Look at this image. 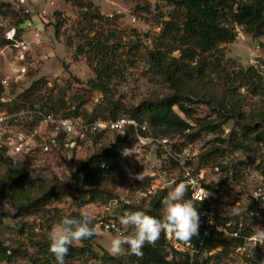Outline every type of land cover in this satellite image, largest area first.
Segmentation results:
<instances>
[{"label": "rangeland", "instance_id": "374dc122", "mask_svg": "<svg viewBox=\"0 0 264 264\" xmlns=\"http://www.w3.org/2000/svg\"><path fill=\"white\" fill-rule=\"evenodd\" d=\"M2 2L14 5L16 0H0ZM90 3L101 13L102 19L92 20ZM28 8L30 21L34 20L35 26L21 30L19 35L30 42L32 65L27 77L14 87L16 108L28 104L26 98H33L37 106L44 105L47 111H58L60 115L75 110L79 117L104 118L111 116L113 108L119 105L118 115L130 117L127 110L175 92L152 66V52L162 50L170 59L190 62L192 66L202 64L208 69L204 78L193 82L195 94L187 93L193 100L188 105L195 110V115L188 118L192 128L186 134L196 136L192 140L187 136H163L147 122L140 124L133 119L141 128L143 141L137 139L132 147L113 159L116 161L110 160L120 171L106 179L107 195L102 200L79 207L76 199L80 194L63 188H71V172L94 152L112 146L118 132L90 136L73 149L71 141L63 138L48 154L37 152L29 158L14 156L11 163L0 168V181L6 182L24 165L29 171L25 191L30 198L41 197L50 188L67 191L41 209L20 210L15 201L0 199V245L16 250L14 264H32V259L38 256H42L43 261L49 258L50 264H118L119 260H129L137 243H122L119 236L109 232L94 233L98 257L83 256L73 261L53 260L48 257L52 249L43 255L32 244L37 239L43 244L51 241L58 246L53 248L55 254L65 241L79 245L63 225L73 212L131 225L133 220H126L118 211L124 203L148 207L149 199L155 194L144 196L141 192L145 189L132 188L137 180L146 176L151 178L150 185L156 186V195L168 190L169 200L161 211V219L152 225V235L154 239L164 235L172 253L173 250L194 253L193 245L169 239L167 235L170 225L167 217L173 214L172 201L181 202L188 195L185 186L181 187L188 171L203 177L218 224L230 228L238 224L251 232L264 231V35L256 39L242 26L234 25L238 34L234 42L220 43L219 51L197 54L191 62L184 56L195 49L193 44L185 43V11L170 0H29ZM58 21H63L64 25L57 35ZM168 22H173L170 28H166ZM14 27L17 28L14 14L8 11L0 14V49L7 45L1 41ZM90 39L100 40L107 46L102 56L112 66L113 76L105 83V93L95 87L99 80L97 70H103L105 65L99 64L86 45ZM45 55L48 57L44 58ZM8 64V59L2 61L0 80L8 74ZM214 64L217 69L213 68ZM250 68H253L254 79L243 82L235 78L236 72ZM231 94L236 96L235 102L243 118L224 120L208 102L212 98H224L225 104H231ZM7 104L1 102L0 110L11 112ZM175 110L181 113L177 106ZM209 121L218 125L216 130L207 128ZM238 140L245 142L248 149H235ZM216 147L223 148L225 154L213 155ZM111 196L114 197L109 198ZM187 205H181L177 214L198 229V207L185 209ZM140 214L135 220L148 219L143 212ZM212 230L224 240L231 238L224 232ZM257 248L248 242L245 247L228 243L205 253L204 258L211 257L210 264H264L257 258L260 254ZM106 253L116 259H108Z\"/></svg>", "mask_w": 264, "mask_h": 264}, {"label": "trees", "instance_id": "16d2710c", "mask_svg": "<svg viewBox=\"0 0 264 264\" xmlns=\"http://www.w3.org/2000/svg\"><path fill=\"white\" fill-rule=\"evenodd\" d=\"M170 1H173L175 5L183 8L185 11L183 24V29L186 33L185 36L187 37L185 43L193 44L195 49H191V51L184 56L191 62L195 61L197 54L219 51L220 43L234 42L238 35L234 25L242 26L246 33L252 35L256 39L264 35V0ZM88 7H90L92 11L91 13H93L91 16L92 20L102 19L103 16L99 11L93 8L92 3L88 4ZM7 11L9 13L11 12L14 14V17H16L18 30V32H16L17 37H20L19 34H21V30L30 29L28 26L30 14L20 12L15 2L14 5L11 2L0 3V14L7 13ZM168 23L169 24L166 28H170L171 26L169 25L173 22ZM63 25V21H58L57 35L59 34L60 27ZM9 42L11 41L7 38L2 39L1 41V43L5 45ZM86 45L89 46L90 51L93 52L97 61H99V64L102 63L105 65L103 70H97V78H99V80H97L98 82L95 86L105 93L107 91V85L105 83H107V80H111V77L113 76L112 66L108 62H105L102 56V54L106 53L107 46L100 40L91 39L87 41ZM222 55L224 54L222 53ZM150 56L152 66H155L156 69H158V72L164 76L175 92L163 99L150 100L138 107L127 110L129 113L128 115L140 124L147 122L154 129H158L160 135L187 136L189 140H192L196 134L186 133L192 128V124L188 121V118H192L195 115V110L188 105V102H193V100L187 95V93L188 91H191L195 94L196 90L192 88L194 86L193 82L195 79L204 78L208 68L202 64L192 66L190 62H183L176 58L170 59L164 52H162V50L152 52ZM214 67L217 69L216 64H214L213 68ZM251 71H253V68L238 71L236 72L235 78L243 82L252 80L255 76ZM34 89L35 85L31 88V91ZM233 95L234 94L230 95V98L233 100L231 101V104L228 105L225 104L224 98H212L208 102L218 113L219 117L224 120H227L230 117L243 118L239 111V107L236 104L237 98ZM28 96L29 94L25 95V97ZM26 100L27 101L25 102L28 104L16 108L14 107V104L17 99H13L12 102L7 104L11 107L9 111L36 106L33 98H26ZM175 106L179 108L185 117L175 110ZM41 107H44V105ZM120 110L121 107L116 105L111 112V116L97 119L81 117L86 121L119 118L122 117L118 115ZM55 114H59L58 111L55 112ZM61 115L79 116L75 110H70ZM217 127L218 125L214 122H207V128L209 130L214 131ZM114 132H118L114 144L105 147L100 151L94 152L87 157L83 164L71 172L69 178L71 188H63L66 190L74 189L76 193L80 194L77 199L75 198L79 207L95 203L106 197L107 194L106 191H104L106 179L116 175L120 171L119 166L116 164L107 167V163L110 160L119 157L124 149L132 147L135 142H137L138 136L133 125L125 127L122 131ZM142 133L145 134L144 131H142ZM98 134H103V132ZM263 135L264 133H262V136ZM244 143L245 142L238 140V142L235 143V149H248ZM212 154L224 155L225 150L216 147L213 149ZM12 161V156H6L4 153L0 152V168ZM262 173L264 175V170ZM28 179L29 171L24 165L20 166L19 170L9 177L8 181H0V199L15 201L20 210L26 208L41 209L53 200L58 199L60 195L67 193V191H62L61 189L53 190L50 188L47 189L41 197L30 198L25 191V184ZM150 180V176H146L141 180H137L132 188L146 189V187L150 185ZM186 189L188 195L183 201H172L173 214L172 216L167 217V222L170 223L171 226L172 239L179 242L190 243L193 245L194 253L191 254L189 251L178 252L176 250H173L172 253L167 248L169 242H167L164 235L160 238H153L152 225L161 219V211L169 200L168 190H163L159 195L153 196L149 199L147 208L124 203L121 210L118 211V214L126 220H135L136 216H141L140 212H143L148 218L144 222L142 221L141 227L135 229V231L130 234L128 242L125 243H137V247L129 255V260H119L120 262L118 264H210L211 257L208 256L207 258H204V254L211 252L216 247L220 245L224 246L228 243L233 244L235 247H245L247 245L246 237L252 232L245 226H239L237 224L236 226L231 227L234 230L239 229L240 236L232 237L227 241L214 235L212 229H209L211 232L209 231L208 234L205 233L204 226L195 229L193 226L194 224H192L187 218L177 214L183 204H188L185 209L192 206L198 207L196 215L200 210L209 207V205L204 202L197 203L193 201L190 197L188 188ZM113 197L114 196H111L109 198ZM188 199L191 200L190 203L187 202ZM142 219L143 218L140 220ZM95 222L96 219L86 213L73 212L64 221L63 225L71 234L70 238L78 240L80 242L79 245H74L65 241L57 249V254H55L53 248L58 246L52 244L51 241L43 244L41 240L37 239L33 242L32 246L38 249L39 254L43 255H47L48 251L52 249V252L48 257L51 256L53 260L58 261H73L83 256L98 257L93 242L95 238L93 230ZM257 250H259L260 253L257 258L261 262H264V249L257 248ZM177 254H180V256L178 257ZM106 257L113 261L116 259L109 256L108 253H106ZM15 258L16 250L9 246L0 245V264H14ZM42 258V256H38L32 259V264H50L48 261L49 258H46L45 261H43Z\"/></svg>", "mask_w": 264, "mask_h": 264}, {"label": "built area", "instance_id": "2783aa9c", "mask_svg": "<svg viewBox=\"0 0 264 264\" xmlns=\"http://www.w3.org/2000/svg\"><path fill=\"white\" fill-rule=\"evenodd\" d=\"M29 0H16V5L20 12L30 13L28 8ZM45 13V11H43ZM34 20L28 19V26H35ZM16 27L12 28L7 39L9 42L0 49V66L2 61L9 60V71L0 80V103L7 104L15 98L14 87L24 80L29 74L30 63V42L22 37H17ZM39 32L36 36L39 37ZM41 40L40 38L38 39ZM47 58L48 55L43 56ZM133 125L136 129L138 139L143 141L141 137V128L139 124L130 117L122 116L119 118H105L94 121H86L82 117L63 116L47 111L44 107L35 106L27 107L15 112L0 110V152L6 156H23L34 157L37 152L48 154L61 143L64 139L71 141V148H77L79 145L98 133H108L114 131H122L125 127ZM116 159V158H114ZM113 160V159H112ZM116 161V160H113ZM112 165L109 161L107 167ZM182 186L188 188L190 197L197 203L204 202L209 205L197 214V220L200 226L205 227V233H209V229H216L218 232H224L232 237H239V229L234 230L230 227H224L218 224L216 214L211 206V194L209 188L203 181L200 174H192L187 172ZM144 196L157 193V188L150 185L141 192ZM153 195V196H155ZM130 224L116 221L114 219H96L93 230L95 234L105 232L112 233L122 239V243L129 240L130 234L141 226L142 220L136 219ZM229 229V230H228ZM167 235L172 239L171 226H167ZM246 240L254 247L264 249V231H256L250 233Z\"/></svg>", "mask_w": 264, "mask_h": 264}]
</instances>
